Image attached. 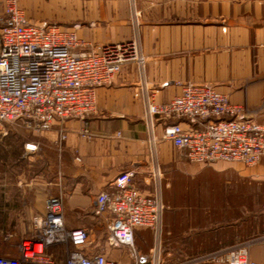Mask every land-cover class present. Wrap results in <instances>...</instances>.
I'll use <instances>...</instances> for the list:
<instances>
[{"label":"crops","instance_id":"obj_1","mask_svg":"<svg viewBox=\"0 0 264 264\" xmlns=\"http://www.w3.org/2000/svg\"><path fill=\"white\" fill-rule=\"evenodd\" d=\"M135 1L146 78L159 88L157 101L179 95L177 84L211 85L264 125V0ZM87 3L96 6L92 0ZM127 9V0H97L96 31L61 28L75 31L91 45L123 42L131 37ZM138 81L136 67L129 64L109 85L98 87L93 112L85 120L62 125L66 137L60 151L59 124L39 134L40 142H32L37 148L59 152V177L56 183L41 175L13 184L0 181L1 230L7 219L32 221L44 212L46 198L55 195L62 197L67 229L107 230L104 220L92 214L94 199L123 171L133 170L132 185L145 194L151 192L152 161L141 102L135 95ZM164 82L168 85L160 88ZM179 123L185 130L200 128L184 120ZM163 125L158 119L154 149L162 173V233L183 241V247L187 240L197 243L200 233L236 230L240 238L245 230H264V218L254 213L247 217V205L264 194V158L253 166L190 163L182 150L160 138ZM83 129L92 137H83ZM211 242L214 246L224 241ZM99 250L116 261H127L124 252ZM180 252L178 257L187 256ZM250 258L264 264V242L251 246Z\"/></svg>","mask_w":264,"mask_h":264},{"label":"built area","instance_id":"obj_2","mask_svg":"<svg viewBox=\"0 0 264 264\" xmlns=\"http://www.w3.org/2000/svg\"><path fill=\"white\" fill-rule=\"evenodd\" d=\"M130 3L132 37L91 45L73 30L46 22L29 23L19 0H0V137L6 136L11 126L39 135L57 123V144L61 145L66 137L62 125L68 120H85L94 110L96 89L109 85L125 65L133 64L139 80L135 95L141 102L152 161L149 194L132 185L135 172L127 170L94 199L92 214L102 218L107 228L106 249L124 252L128 262L99 252L91 230L67 229L62 197L55 195L46 198L44 212L32 219L30 232L16 245V254L5 249L0 264H257L250 258V248L263 243L264 235L172 262L166 260L162 248V173L154 154L157 120L164 122L160 138L182 150L188 162L199 164H257L264 158V125L211 85L177 84L181 86L179 95L157 101L159 88L149 85L146 78L139 14L134 0ZM167 85L164 82L160 88ZM182 120L200 128L185 130L179 123ZM81 135L92 137L87 129ZM25 149L34 152L37 145L27 143ZM262 208L264 211V202ZM138 228L152 232L148 254L136 246ZM54 248L63 251L62 262L51 254Z\"/></svg>","mask_w":264,"mask_h":264},{"label":"rangeland","instance_id":"obj_3","mask_svg":"<svg viewBox=\"0 0 264 264\" xmlns=\"http://www.w3.org/2000/svg\"><path fill=\"white\" fill-rule=\"evenodd\" d=\"M87 1L89 0H19V5L25 17L31 24L46 22L63 28L92 32V30H97V0H92L96 6L91 8ZM127 1L128 22L132 37L133 12L130 0ZM134 2L136 5L135 0ZM137 12L139 14L137 18L140 23V11L138 8ZM40 138L41 135H33L19 126H11L8 130V134L4 137H0V181L6 184H13L21 180L28 179L27 181H29V179H35L41 175L42 177L47 176L48 180L56 183L60 173V170L57 167V156L59 155L58 151L61 150L62 144L59 146L57 144V152H52L50 149L44 148H37L34 152L26 151L25 145L27 143H39ZM46 165H49L48 169H46ZM263 202L264 194L259 200L256 198L255 203L252 206L247 205V217L254 213L256 217L264 218V211L262 208ZM93 210L94 205L92 207V211ZM30 225L31 221L29 222V220H26L25 218L18 221L14 218L7 219L6 228L1 230L0 227V248L8 250L10 255H15L16 245L21 238L30 232ZM234 231L236 230H219L218 233L210 235H207V233H200L197 243H194L193 241L189 242V240H187V243H184L185 246L183 245V247L181 246L183 241L174 239L172 236L163 233V252L166 260L172 262L180 258L178 257V255L182 254L180 250L186 253L187 257L195 256L222 246L233 245L238 242L264 235V230H245L246 235L238 238ZM92 234L95 246L98 245V247H100L97 248L98 251L100 252L99 249H104L111 254V250L106 249L108 247L106 231L98 230L97 233V230H94ZM7 237H9V239H5ZM212 238H217L219 240L222 239L224 242L213 246V243L211 242ZM152 245L153 235L150 230H138L136 232V246L142 253L148 254ZM51 254L57 262H62L64 259L63 251L60 250V248H54L51 250ZM126 260L128 262L127 257Z\"/></svg>","mask_w":264,"mask_h":264}]
</instances>
